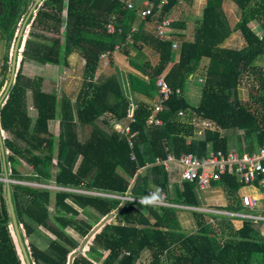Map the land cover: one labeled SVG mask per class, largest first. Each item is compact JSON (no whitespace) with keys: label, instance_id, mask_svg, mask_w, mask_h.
<instances>
[{"label":"trees","instance_id":"16d2710c","mask_svg":"<svg viewBox=\"0 0 264 264\" xmlns=\"http://www.w3.org/2000/svg\"><path fill=\"white\" fill-rule=\"evenodd\" d=\"M144 1L153 5L147 20L138 13ZM207 1L193 40L172 34L163 41L146 24L167 18L181 0H135L134 10L121 0H44L30 19L22 64H61L76 54L84 63L82 85L73 101L56 87L48 91L44 78L27 76L22 68L2 103L0 133L11 137L0 135V264H22L10 229L5 177L11 181L23 240L39 237L42 229L52 234L45 238L44 248L34 242L29 245L35 264H68L69 258L71 264H254L256 258L264 263V240L251 222L221 217L215 232L212 223L193 212L197 229L191 232L181 228L179 209L147 202L158 199L195 207L201 203L197 184H173V169L158 159L227 152L229 138L221 135L224 130L246 132L249 145L244 151L256 152L264 145V0H229L239 10L233 25L224 0ZM28 2L25 6L12 2L0 16V38L6 42L0 94L12 78L10 50L19 22L34 3ZM110 24L114 33L108 30ZM234 35L240 36L242 46L227 45ZM116 46L140 73L130 76L128 90L116 74L96 77L101 56L112 55ZM148 48L159 55L156 63L148 59ZM205 60H209L207 69H201ZM197 72L203 79L195 107L184 94L190 76ZM159 77L169 85L171 96L160 116L163 126L157 128L148 126L147 120L159 97ZM245 84L250 85L249 102L239 97ZM133 103L131 130L136 136L131 146L114 128L128 122ZM195 118L214 124L215 129L196 138L191 123ZM56 121L58 137L50 130ZM88 129L89 136L83 138ZM25 165L32 167L30 172L22 170ZM52 185L58 190L53 191ZM212 186L223 189L228 201L225 211L241 210L238 191L244 186L236 176L224 175ZM111 216L114 222L96 234L89 250L79 251L78 237L86 240L104 217Z\"/></svg>","mask_w":264,"mask_h":264},{"label":"built area","instance_id":"2783aa9c","mask_svg":"<svg viewBox=\"0 0 264 264\" xmlns=\"http://www.w3.org/2000/svg\"><path fill=\"white\" fill-rule=\"evenodd\" d=\"M121 2L127 9H135V0H121ZM143 7L144 8L140 9L138 12L139 17L142 20H147L152 14L153 5L149 2H145ZM171 24L172 21L169 18H163L161 21H158L155 25L154 35L163 41L170 40L173 31ZM108 30L110 33H114V25L110 24ZM178 46L179 45L174 42L173 49L177 50ZM120 49V46H116L115 52H119ZM106 55L108 56L110 53H106L102 57H105ZM156 86L159 97L155 102L152 115L147 120V125L159 128L163 126V121L160 119V116L165 112V103L171 96V90L163 77L158 78ZM179 94V91H177L176 95ZM183 116V113L178 114V117L180 118ZM134 123V111L131 110L128 117V123H120L115 126V130L120 135L128 138L131 146H133V139L136 136L131 130V125ZM207 129L212 130L211 127L204 128L202 131L204 135ZM158 162L163 163L167 168H169L171 163L178 165L181 182L186 181L195 183L201 191L210 189L213 182H220L224 175L231 174L236 176L238 184L252 189V193L239 195V204L242 210H213L209 212L230 219L249 221L255 226L264 224V145L256 152L244 151L243 153H240L235 150H229L227 152L218 151L210 152L203 158L192 153L181 155L177 158L170 154L166 160L162 161L158 159ZM90 194L111 196L98 192H90ZM124 200H131V198L126 197ZM72 261L73 259L69 258V263H72Z\"/></svg>","mask_w":264,"mask_h":264},{"label":"rangeland","instance_id":"374dc122","mask_svg":"<svg viewBox=\"0 0 264 264\" xmlns=\"http://www.w3.org/2000/svg\"><path fill=\"white\" fill-rule=\"evenodd\" d=\"M37 1L38 0H34V4L31 5L29 13L35 7V4ZM199 1L202 3V5H201V3H199L198 4L199 7L194 10V18H196V19L201 17V14H202L201 10H202L203 6L205 5V2H206L205 0H199ZM29 3H31V1L28 2V4ZM186 3H189V7L191 8L192 2L188 1ZM42 4H43V2L40 5H38V8L34 11V17L36 15L38 9L42 6ZM182 5H184V4H182ZM223 7H224L226 14L229 15L230 22L233 25L234 20L239 19V10H238L237 6L229 0H224L223 1ZM181 8H184V7H181ZM29 13H28V15H29ZM175 13H176V15H173L170 18V20L172 22H175V20L178 18L181 19L180 17L177 18V16L179 15L180 12L176 11ZM183 14H185V13H183ZM186 15H188V14L182 15L181 17L183 19H185ZM27 19H28V16L26 17L24 15L22 20L19 22L18 30L16 32V37L13 41L12 46H11L10 58H11L12 70H13V60H14V56L16 53V49H17V43H18L19 38L23 34V41H22L23 43L20 45V48H19L20 56H19V60H18L17 73H18V71H20V69L23 68L24 74L27 76L42 77L45 80L44 85H46L47 90L50 89V91H51L52 89H54V87H56V91L61 96L66 95L67 97H69L70 99L75 101V99L77 98V94L79 93V91L81 89V85H82V77H83V70L82 69H83V64H84L82 59L78 55L74 54V55L70 56V58L68 60H66L65 62H63L61 64H41V63L36 62V61H25L26 63L22 64L23 59H24L23 54H24V50L26 47V43H27L28 39H30L31 23L33 20V19L30 20L31 19L30 18L29 22L26 24ZM25 24H26V26H25ZM188 26H191V28H189L188 36L190 37V39H192V35H194V32H195L196 22L195 21H189ZM255 30L258 31L259 29L256 28ZM0 36H1V33H0ZM240 40H241L240 36L234 35L233 43L231 44V46L234 47V45L239 44L238 42ZM5 53H6V42H5V40L0 38V76H1V72H2L3 58H4ZM133 55H134V52H131V56H133ZM102 56L100 59V66L98 69V74H96V77H100L101 75H106V74H108V75L114 74V73H116V71L119 68L121 69V68L128 66V65H129V67L134 69L130 64L129 59H127V57L121 52L116 53L112 57H111V54L108 56L106 55L105 57H102ZM150 57H151L153 62L156 61L155 58H152V56H150ZM194 80H195L194 85H191L189 82L188 86L185 87L184 97L186 100H189V102L193 106L196 107L200 103L202 84L197 82V78H195ZM47 85H50V86L48 87ZM53 85H55V86H53ZM5 90H6V87L3 90V93ZM3 93L0 94L1 97H2ZM127 93H128V91H127ZM239 97L244 102H249L251 100L250 99V85L249 84H245L244 86L240 87ZM30 104L32 105V102H30ZM32 113L34 116H36V112H35L34 108H32ZM181 118H183V117H181ZM127 123H125V124H127ZM191 123L195 127L196 138H203L204 137V134L202 132L204 130V128L211 127L212 129H215L214 124H212L208 121H202L201 119H196V118L192 119ZM50 130L55 136H57V137L59 136V125H58L57 121L51 123ZM89 133H90V129L85 131V133L83 134L82 137L83 138L88 137ZM2 136L4 138L11 137L5 133H2ZM31 169H32L31 166L25 165L22 170H24L25 172H30ZM21 183H25L27 185L39 186L38 184H35V183H29V182H21ZM51 189H53V191L58 190V188L55 187L54 185L51 186ZM242 189H243V192H246L247 194L252 193L251 188H249V187H244ZM51 208H52L51 210L53 211L54 210V197L52 199ZM105 220H102L100 222V224ZM179 222H180L181 228H183L185 230L195 231L197 229L196 220L192 216L181 217V218H179ZM112 223H113L112 219L108 220L99 232H102L107 225L112 224ZM259 229H260V231L263 232V234H260V235L262 236V238L264 240V227L260 226ZM13 236H14V232H13ZM47 237H48V235H46L45 233H42L39 237L27 238L26 244L29 248V245L34 242L38 246H40L41 248H44L47 246V242H46L47 240L45 239ZM93 238L94 237H92L91 239L85 240L86 243H85V246L83 247V249H85L86 251L89 250L88 246H90V244H92V241L94 240ZM14 240L16 242L15 237H14ZM29 250H30V248H29ZM18 252L21 256L20 250ZM254 264H264V263H262V262L259 263V261H257V258H256Z\"/></svg>","mask_w":264,"mask_h":264},{"label":"crops","instance_id":"0c3cea01","mask_svg":"<svg viewBox=\"0 0 264 264\" xmlns=\"http://www.w3.org/2000/svg\"><path fill=\"white\" fill-rule=\"evenodd\" d=\"M188 1L189 0H181V2H179L172 9V11L169 13L167 18L170 19L173 15H176V13H175L176 11L180 12L179 15L177 16V18L180 17L181 19L178 18V19L175 20V22H177L179 24H182L181 28L172 27V30H173L172 34H175V35L180 34L186 40L191 41V40H193V37H195V32H194V35H192V39H190V37L188 36V33H189V28H191V26H188V23H189V21H195L196 22V26H197V21L202 19L203 12H204L205 8L208 5V1L205 0L206 1L205 5L203 6V8L201 10L202 11L201 17H199L197 19L194 18V10L199 7L198 4L201 3V2L199 0H194V1L191 0V1H189V2H192L191 3V8H190L189 7V3H186ZM145 2L146 1L142 2L141 6H143ZM182 4H184V5H182ZM201 5H202V3H201ZM181 7H184V8H181ZM183 13L188 14V15H186L185 19H183L181 17L182 15H185ZM175 22H172V23H175ZM146 25H147V29L149 30V32L151 31V32L154 33V30H155V27H156L155 26L156 23L155 22L154 23H148ZM196 26H195V30H196ZM176 43L179 45V43L177 41H176ZM232 43H233V38L230 41H228L227 45L231 46ZM238 43L239 44L234 45V46H242L243 45L242 41H239ZM116 53H119V52H114L111 55V57L113 55H115ZM146 55H147L148 59L152 63H156L157 60H158V57H159V55L152 48L146 49ZM150 56H152V58H155L156 61L153 62ZM201 64H202L201 65V69H207V64H209V60L202 61ZM114 74L118 75L121 78V80L124 82V84L126 86V89L128 90V84H129V81H130V76L132 74L136 75V74H140V73L138 71H136L135 69H132L128 65V66H125V67H123L121 69L119 68L116 71V73H114ZM110 75H112V74H110ZM195 78H197V82L198 83L202 84L201 80L203 78L201 77V72H197V73L194 74V76L193 75L190 76V78L188 80V84L190 82L191 85H194L195 84L194 83L195 82V80H194ZM128 94H130V93L128 92ZM133 105H134L133 106V111H134L135 103H133ZM124 124H125V122H124ZM114 130H115V128H114ZM212 130H214V129H212ZM221 135L229 138V142H228L229 143V150H235V151H239L240 153H242V152H244V150L249 145L248 144V139H247V134H246L245 131H240V130L239 131L238 130L226 131V130H224V131L221 132ZM121 136H123V135H121ZM164 166L166 167V165H164ZM170 167L173 169V174H172L173 184L180 185V182H181V180H180V169H179L178 165H176L174 163H171L169 168ZM242 188H244V187H242ZM242 188L238 191V197H239L240 194H247L246 192H243ZM251 191H252V189H251ZM198 196H199V200H200L201 203H200L199 206H196V207L195 206H183V205H177V204L175 205L173 203L166 202L165 200H158V199H155V200H152V201H147V202H151L152 204L159 205V206L176 207L177 209H179L178 210V218L192 216L195 219L193 212H198V213H200V214H202L204 216L203 218H205L209 224L212 223L214 225L215 228L212 225L211 226L215 230V232H217V230H216V222L219 221L221 219V217H223V216L213 214V213H211L209 211H213V210H215V211L216 210L217 211H225V210H227L226 207L228 206V201H227V199L225 197L223 189L221 187H219V186H214V187L211 186V188L206 190V191H201V192L199 191ZM165 204H167V205H165ZM106 218H108V217H104L102 220H105ZM110 218L112 219V222H114V216H111ZM260 226L264 227V224H259L257 226L260 234H263V232L260 231V229H259ZM196 227H197V225H196ZM183 230H185V229H183ZM186 231H189V230H186ZM42 232L45 233L46 235H48V237L52 238V234L49 231L42 229ZM191 232H193V231H191ZM78 240L81 243H83V244H81L82 247L79 248V250H83V252H84L83 254H85L87 251L85 249H83V247L85 246L86 241L84 239H80L79 237H78ZM88 247H90V246H88Z\"/></svg>","mask_w":264,"mask_h":264},{"label":"water","instance_id":"95a60500","mask_svg":"<svg viewBox=\"0 0 264 264\" xmlns=\"http://www.w3.org/2000/svg\"><path fill=\"white\" fill-rule=\"evenodd\" d=\"M2 1H15V2H19V1H23V0H0V3ZM42 2H44V0H38L36 2L35 7L31 10V12L28 15V19H27L26 24L29 22V19L34 15V11L38 8V5H40ZM26 24H25V26H26ZM22 41H23V34L21 35V37L19 38L18 43H17V49H16V53H15V56H14V60H13L12 78L10 80L9 85H7V87H6V90H5L4 94L0 98V108L2 106L3 101L7 97V95H9L10 90H11V87L13 86V84L16 81V78H17V74H18L17 73V66H18V60H19V56H20L19 55V48H20V45L23 43ZM0 135H2V133H0ZM0 144H1V139H0ZM3 163H4V154H3ZM5 182L7 183V185H6V198H7V203H9L10 213H11V217H12V225H11L10 229H11L12 236H13V232H14L13 239H14V237L16 238L15 244H16L17 250L19 249L20 252H21V256L20 257H21V260H22V264H35V263L32 262L31 253H30V250H29V248H28V246L26 244V241L23 240V237H25V233L23 232V226L19 225L18 220H17V216H16V213H15L14 204L12 202L11 188H10V185H9V183L11 181L9 179H7V177H5ZM110 219L111 218L108 217L100 225L96 226L93 229V231L91 232V234L89 235V237L87 239H91L92 237L95 238L96 234H99L100 233L99 231L101 230V228ZM79 251H82V250H79ZM69 264H71V262Z\"/></svg>","mask_w":264,"mask_h":264},{"label":"flooded vegetation","instance_id":"af4514ba","mask_svg":"<svg viewBox=\"0 0 264 264\" xmlns=\"http://www.w3.org/2000/svg\"><path fill=\"white\" fill-rule=\"evenodd\" d=\"M27 1H33L34 2V0H23V1H19V2H21V4H26L27 3ZM12 2H14V3H18V2H15V1H2L1 3H0V15L2 14V12L4 11V9L6 8V7H11V5H12ZM25 4H24V6H25ZM34 4V3H33ZM20 5V4H19ZM25 7H23V9H24ZM28 15L26 14V17H27Z\"/></svg>","mask_w":264,"mask_h":264}]
</instances>
